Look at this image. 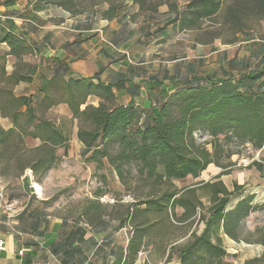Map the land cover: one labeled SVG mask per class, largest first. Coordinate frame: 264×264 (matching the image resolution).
Listing matches in <instances>:
<instances>
[{
	"label": "trees",
	"instance_id": "1",
	"mask_svg": "<svg viewBox=\"0 0 264 264\" xmlns=\"http://www.w3.org/2000/svg\"><path fill=\"white\" fill-rule=\"evenodd\" d=\"M19 1L23 0H6L5 4ZM37 1L58 5L70 12L76 11L73 9L75 0ZM136 1L143 5L144 0ZM187 6L188 11L176 17L174 24L192 28L205 19L220 17L228 29L233 31L234 38L229 40L231 44L238 41L237 34L252 29L248 26L249 22L264 20V0H192ZM113 12L111 9L105 14L108 20L112 19ZM0 43L8 45V54L17 61L35 53L34 46L28 40L1 20ZM262 63L238 76L192 74L185 81L179 82L174 91L166 94L167 98L158 114L143 110L135 104H118L113 85L96 80L99 75L95 79L66 78L63 68L55 66L50 77H41L42 85L38 94L42 99L39 103H35L33 94L15 97L9 89L0 91V117H8L13 122L9 130L0 128V155L19 148L13 156L20 167V173L29 169L37 179L39 174H47L61 161L55 157V148L49 143L56 147L64 146L69 140V134L63 132L62 125L66 126L64 123L57 126L38 113L67 104L72 112V122H77L78 140L91 151L88 160L97 162L98 167H103L104 161L108 159L119 177H123L125 166H129L157 184H172L173 181L186 180L188 177L198 178L210 164L225 167L215 159L217 153L198 146L195 133L210 136L215 149L219 148L218 143L224 138L242 146L249 145L252 150L264 151V61ZM10 80L15 84L20 79L15 76ZM90 98L98 99V105L89 102ZM28 137L39 138L45 144L34 146L29 151L35 153L32 159H25L23 155L17 159V155L27 145ZM110 147L116 148L114 155ZM254 165L259 171H264V161L255 162ZM201 185L200 188L211 192L212 201L208 216L202 218L205 230L200 235L192 233V241L179 250V260L181 264H223L227 251L212 239L216 236L220 242L219 232L222 230L232 240H238L236 230L240 222L255 211L254 196L242 197L231 207L233 198L239 197L243 191L242 185H234L232 191L220 180ZM141 204L146 205L145 212L153 209L162 212L163 217L160 222L154 221L151 226L142 228L135 239L128 241L123 263L137 258L146 232L149 234L160 223L168 229L173 225L171 218H177V207L183 208L184 212L177 223L192 225L203 202L197 195V189L193 188L180 191L167 189L159 199ZM258 243L264 247V236ZM262 254V257L252 262L264 264V250ZM170 255L168 259L172 258Z\"/></svg>",
	"mask_w": 264,
	"mask_h": 264
},
{
	"label": "rangeland",
	"instance_id": "2",
	"mask_svg": "<svg viewBox=\"0 0 264 264\" xmlns=\"http://www.w3.org/2000/svg\"><path fill=\"white\" fill-rule=\"evenodd\" d=\"M191 1L144 0L141 5L136 0H75L73 2L75 13L67 11L74 17L87 13L106 17L105 14L113 9L112 19L121 17L117 22L119 25L125 24L122 36L129 34V37L133 35L135 37L133 43L126 49L125 55L135 63L148 62L151 66L165 67L169 72H180L191 65L190 72L193 74L223 75L227 71H232L227 64L230 59L235 56L242 58L253 55L252 50L264 48V20L249 22L248 26L252 29L237 34L238 40L239 35H246L247 42L239 44L238 41L235 44L229 43V40L234 38L233 31L228 29L220 17L205 19L197 25L198 27L192 28H182L174 24L173 20L176 17L188 11L187 5ZM2 64L3 61L0 60V67ZM25 66L26 63L23 65L24 69ZM2 87L12 91L13 80H5L0 75V91ZM65 125L72 129L73 133L76 130L74 124L70 125L69 121ZM195 138L198 146L217 153L215 159L225 168L210 164L198 178L189 177L186 180L173 181L172 184H157L145 176L142 177L134 167L125 166L122 178L117 174L118 179L109 180L110 172L113 174V171L108 167L115 169L108 159L104 161L103 167H98L97 162L89 161V157L85 158L84 155L80 156L77 153L76 157L63 158L58 162L55 170L45 177L50 178L45 186L36 182L34 184L42 188L43 198L45 195L50 196L54 203H58L60 208H64L65 213L73 218L90 223L99 222L103 217L113 220L117 237L124 238L127 242L135 239L142 228L151 226L154 221L162 220V212H155L153 209L145 212L146 205H142V202L159 199L167 189L171 191L197 189V195L202 198L203 205L199 207V215L192 225L177 223V219L184 213L183 208L177 207V218L175 217V220L171 218L173 225L169 229L161 223L157 227L154 226L149 234L146 232L143 237V246L137 258L118 264H181L179 250L192 241L193 232L200 235L205 230L202 218L208 216V209L212 204L211 192L200 188L201 184L220 180L231 191L234 185L240 184L244 189L239 197L233 198L231 207L242 197L254 196L255 211L240 222V227L236 230L238 240H232L221 230L219 232L221 241L218 242L216 236L212 241L219 243L227 251L223 264H257L252 261L262 257L264 250L263 245L258 243L264 236V171H259L254 164L264 161V151L252 150L249 145L242 146L236 141H226L224 138L218 143L219 148L215 149L210 136L195 133ZM28 143L24 147L21 146L20 149L22 151L23 147V151L17 155V159L22 155L25 159H32L35 155L29 152L35 144L30 141ZM18 149L14 148L0 155V172L7 174V179H12L13 184L23 175L13 156ZM110 152L114 155L116 148L110 147ZM18 175L20 176L16 178ZM219 175L222 176L217 180L216 177ZM13 184L8 188L14 193L23 191L21 187ZM120 226L123 228L120 229ZM169 253L171 259H168Z\"/></svg>",
	"mask_w": 264,
	"mask_h": 264
},
{
	"label": "crops",
	"instance_id": "3",
	"mask_svg": "<svg viewBox=\"0 0 264 264\" xmlns=\"http://www.w3.org/2000/svg\"><path fill=\"white\" fill-rule=\"evenodd\" d=\"M5 1L0 0V20L21 34L35 48L34 54L17 61L8 54V45L0 43V60L3 61L0 67L1 78L10 80L17 76L20 79L12 89L15 97L33 94L35 103H39L42 99L38 94L42 85L41 77H50L53 67L60 66L66 78L95 79L99 75L96 80L113 85L118 104H135L143 110L158 114L167 98L166 94L174 91L179 82L193 74L190 72L191 65L180 72H169L160 65L159 68L157 65H149L148 62L131 61L125 53L135 37H129V34L122 36L125 24L119 25L117 22L121 17L108 20L105 16L94 13L74 17L66 9L50 3L23 0L7 5ZM242 36L239 35L238 44L247 42L246 35ZM251 53L253 55L230 59L227 64L232 71L216 75L238 76L263 64L264 48L252 50ZM35 66L37 70L34 69ZM89 102L97 106L99 100L90 98ZM38 115L55 122L57 126L61 122L65 124L69 121L70 125L74 124V128L76 127L73 133L72 129L62 125L63 132L69 134V140L64 146L56 147L49 143L55 148V157L61 161L63 158L76 157L77 153L85 158L90 157L91 151L78 140L77 122H72V112L67 104H60L57 108ZM12 127L10 118L0 119V128L9 130ZM29 141L35 147L45 144L39 138H26L27 144ZM56 167L57 165L52 167L45 175L39 174L38 179L34 172L26 169L14 184L12 179H7L6 174L0 172V237L6 241L7 247L0 254V264L123 262L128 251V242L117 237L113 220L103 217L99 222L90 223L73 218L58 203H54L50 196L37 198L32 192L33 183L45 186L50 179L45 177ZM108 168L113 171V174L110 172L109 180L118 179L117 172L110 166ZM12 184L21 187L23 191L14 193L8 188ZM121 228L123 227L120 226Z\"/></svg>",
	"mask_w": 264,
	"mask_h": 264
},
{
	"label": "built area",
	"instance_id": "4",
	"mask_svg": "<svg viewBox=\"0 0 264 264\" xmlns=\"http://www.w3.org/2000/svg\"><path fill=\"white\" fill-rule=\"evenodd\" d=\"M34 184V183H33ZM34 188V194L37 198H42V188L39 186H36L35 184L32 186ZM6 241L0 237V254H2L4 251H6ZM22 253V251L20 252Z\"/></svg>",
	"mask_w": 264,
	"mask_h": 264
}]
</instances>
